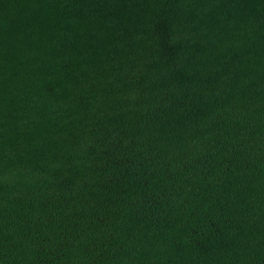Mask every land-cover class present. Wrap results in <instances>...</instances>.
Returning a JSON list of instances; mask_svg holds the SVG:
<instances>
[{"label":"trees","instance_id":"1","mask_svg":"<svg viewBox=\"0 0 264 264\" xmlns=\"http://www.w3.org/2000/svg\"><path fill=\"white\" fill-rule=\"evenodd\" d=\"M0 264H264V0H0Z\"/></svg>","mask_w":264,"mask_h":264}]
</instances>
